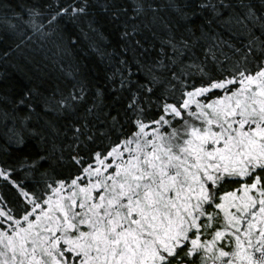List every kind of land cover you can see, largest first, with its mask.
<instances>
[{
	"label": "snow or ice",
	"instance_id": "snow-or-ice-1",
	"mask_svg": "<svg viewBox=\"0 0 264 264\" xmlns=\"http://www.w3.org/2000/svg\"><path fill=\"white\" fill-rule=\"evenodd\" d=\"M0 8V264H264V0Z\"/></svg>",
	"mask_w": 264,
	"mask_h": 264
},
{
	"label": "trees",
	"instance_id": "trees-1",
	"mask_svg": "<svg viewBox=\"0 0 264 264\" xmlns=\"http://www.w3.org/2000/svg\"><path fill=\"white\" fill-rule=\"evenodd\" d=\"M2 10L0 8V11ZM4 50L6 48L0 45V51ZM38 62L44 63L42 53L30 49L9 57L0 55V96L8 95L11 97L17 94L21 88L30 86V81L42 76L43 72H38L36 68ZM44 71L49 72L50 75H55L54 70L44 69ZM2 107L3 105H0V108ZM3 130L2 125H0V132Z\"/></svg>",
	"mask_w": 264,
	"mask_h": 264
}]
</instances>
